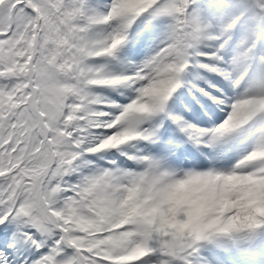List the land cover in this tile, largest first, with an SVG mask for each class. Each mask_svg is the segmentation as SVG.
<instances>
[{
	"label": "snow or ice",
	"instance_id": "snow-or-ice-1",
	"mask_svg": "<svg viewBox=\"0 0 264 264\" xmlns=\"http://www.w3.org/2000/svg\"><path fill=\"white\" fill-rule=\"evenodd\" d=\"M0 264H264V0H0Z\"/></svg>",
	"mask_w": 264,
	"mask_h": 264
}]
</instances>
